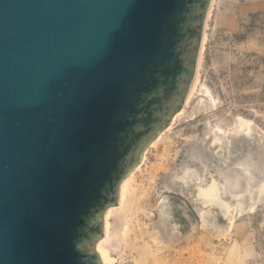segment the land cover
I'll return each mask as SVG.
<instances>
[{"label": "water", "instance_id": "95a60500", "mask_svg": "<svg viewBox=\"0 0 264 264\" xmlns=\"http://www.w3.org/2000/svg\"><path fill=\"white\" fill-rule=\"evenodd\" d=\"M212 0H0V264H104L106 212L194 84Z\"/></svg>", "mask_w": 264, "mask_h": 264}, {"label": "rangeland", "instance_id": "374dc122", "mask_svg": "<svg viewBox=\"0 0 264 264\" xmlns=\"http://www.w3.org/2000/svg\"><path fill=\"white\" fill-rule=\"evenodd\" d=\"M205 34L194 90L100 238L113 264H264V0H212Z\"/></svg>", "mask_w": 264, "mask_h": 264}, {"label": "bare ground", "instance_id": "6f19581e", "mask_svg": "<svg viewBox=\"0 0 264 264\" xmlns=\"http://www.w3.org/2000/svg\"><path fill=\"white\" fill-rule=\"evenodd\" d=\"M206 39V34H204V39H203V43H202V48H201V53H200V58H199V62H198V71H197V75H196V78H195V81H194V84L187 96V99L190 97L192 91L194 90L196 84H197V81L199 79V66H200V61H201V56H202V51H203V47H204V41ZM129 176L128 175L124 181H123V184H122V188H121V198H120V203L123 201L126 193L128 192L129 190V187H130V184H129ZM206 197L205 199L206 200H214L215 202H217L219 204V201L217 198H213L214 196H217V193H216V189L215 188H212L210 189L207 193H205ZM220 206H221V209L222 211H226L227 210V206L225 203H220ZM115 206H111L107 212H106V216H105V219H106V229H105V233H104V236H107L109 234V231H110V215H111V212H112V209L114 208ZM97 249L98 251L101 253V256H102V259L104 261V264H113V261H114V258L109 254L108 252V249L104 246V243H103V238L100 239L97 243Z\"/></svg>", "mask_w": 264, "mask_h": 264}]
</instances>
